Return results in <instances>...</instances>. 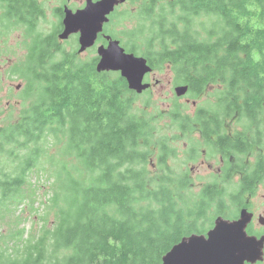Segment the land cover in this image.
Segmentation results:
<instances>
[{
  "label": "trees",
  "instance_id": "obj_1",
  "mask_svg": "<svg viewBox=\"0 0 264 264\" xmlns=\"http://www.w3.org/2000/svg\"><path fill=\"white\" fill-rule=\"evenodd\" d=\"M201 3L176 0L152 22H140V27L148 25L144 56L155 69L171 60L177 80L212 74L214 58L230 59L235 83H258L264 92V13L254 23L234 3L232 20L221 14L229 33L215 48L211 39L197 38L195 17ZM249 10H258V2L250 3ZM126 45L140 55L135 43ZM221 66L226 70V63ZM41 69V84H33L26 94L32 100L39 97L37 104L23 120L0 129L1 162L12 159L18 161L13 169L19 167L10 172L0 165V204L8 201L10 211L26 198L29 174L39 168L47 146L59 145L65 157L76 156L87 176L76 175L63 159L55 160L61 166L50 199L58 209L53 227L45 224L40 233H29L16 219L10 233L0 238V264L160 263L173 243L168 235L180 228V197L190 182L172 174L148 175L147 155L156 145L163 147V141L151 139L150 119L135 109L141 94L129 88L120 72H98L93 61H78L75 51L71 64L56 61ZM194 89L200 93V87ZM174 146L170 143L166 152L170 159L175 158Z\"/></svg>",
  "mask_w": 264,
  "mask_h": 264
},
{
  "label": "flooded vegetation",
  "instance_id": "obj_2",
  "mask_svg": "<svg viewBox=\"0 0 264 264\" xmlns=\"http://www.w3.org/2000/svg\"><path fill=\"white\" fill-rule=\"evenodd\" d=\"M99 1L102 0H0L1 118L13 117L15 120L11 122L17 123L28 116L39 97L32 100L26 94L33 84H41V65L50 66L56 61L71 64L75 40L77 49L80 47L79 33L62 37L69 11L85 8L88 2ZM129 1L115 6L95 44L82 53L78 51L79 54L96 50L97 54L91 61L97 65L99 47L108 46L115 39L120 41L126 51L131 52L127 50V43L116 38L110 29L116 15L122 16L119 14L121 7ZM143 1L136 2L137 17L142 9L138 7L142 6L140 4ZM197 1L202 3L196 17L208 22L206 28L199 22L197 38L199 42L211 39L215 48L229 33V27L224 26L226 21L221 14L226 12L232 20L234 3L244 7L246 20L252 17L254 23L259 24V18L264 13V0ZM173 2L176 0L170 3ZM256 2L258 10L250 11V3ZM136 39L133 37L131 43H136ZM140 55L144 56L143 53ZM230 61L214 58L211 61L212 74L195 76L197 81L209 79V83L199 86L200 93L193 95L194 100H187V104L193 100V106L180 103V110L175 114L179 121L172 123V129L178 131L163 139V147L165 144L169 146V143H181L175 150L178 166L174 167V162L167 156V146V149L162 147L157 151L159 163L162 161L167 165L165 173L172 172L190 182L180 197L184 213V217L178 221L180 228L177 234L168 235L167 238L173 236V243L169 244L160 263L175 245L188 243L194 235L208 238L218 224L227 223L229 227L222 236L227 243L220 247L226 248V254L230 257L245 256L243 262L239 259L236 262L229 260V264H264V92L258 83L244 87L235 83ZM167 62L173 68L172 61ZM223 63L227 64L226 70L221 66ZM155 71L153 67V71L146 74L144 81L151 83V87L143 94L160 83L161 79L153 75ZM174 85L189 86L188 93L182 97L193 93V83L188 78L176 79ZM206 86L212 92L209 106L197 102ZM25 101H28L26 106ZM10 123H0V129L9 127ZM162 156L164 160H161ZM193 178H207L208 181L190 194V179ZM3 211L5 215L8 213V201L3 200V204H0V212ZM5 215H1L2 222ZM220 217L227 222H219ZM235 225L238 228L235 229ZM7 234L8 230L5 236ZM197 249V245H184L182 256L193 257L197 255Z\"/></svg>",
  "mask_w": 264,
  "mask_h": 264
},
{
  "label": "rangeland",
  "instance_id": "obj_3",
  "mask_svg": "<svg viewBox=\"0 0 264 264\" xmlns=\"http://www.w3.org/2000/svg\"><path fill=\"white\" fill-rule=\"evenodd\" d=\"M137 0H130L128 3H126L124 6L121 7L119 14L122 16H119L118 14L115 17L114 23L111 25L110 29L114 32L116 38H119L123 41V43H131V39L133 37H136V45L139 49L140 54H142L143 51L146 49V34L148 32V25L146 24L145 27H140L141 23H150L155 18V14L159 12L162 9L169 10L171 8L169 0H155L154 3H152L150 0H144L138 8H142L138 14L137 17ZM178 9V7L176 6ZM146 10V13H145ZM180 10V8H179ZM151 12V13H150ZM125 14L126 16H123ZM144 14V15H143ZM153 16L152 19L148 20L144 16ZM150 16V17H151ZM144 20V21H143ZM199 22L203 23V28L207 27V20H201L197 17H195V29L198 28ZM74 51L77 55L78 61L84 62V61H91V58L94 57L97 54L96 50H92L90 52H86L83 54H79L77 52V46H76V40L74 41ZM167 69V70H166ZM149 74V73H148ZM153 75H156L158 78L161 79L160 83L155 85L150 92L144 93L139 95L136 98L135 102V109L136 111L144 115L146 118L150 119V130L149 134L153 141L156 142L158 138L160 140L162 139L163 144L165 137L167 135H173L175 131L172 129V123H176L179 121L175 114L180 110V105L185 104L188 106H193L192 102L194 100L193 95L196 93H192L189 96L186 97H180L177 96L175 92V81H176V75L174 69L170 66V64L164 63L159 65L158 69H156L155 73ZM198 76L201 75V73L197 74ZM196 76V75H195ZM193 74H189L188 79L192 81L193 85L195 86L194 91L197 90V86L201 84H195L196 79ZM203 81H206V79H203ZM210 95H212V92L208 86H206L204 92L202 95H200L199 98H197V102H199L200 105H210L209 98ZM191 98L192 101H189L187 104V100ZM5 99L3 100V104H5ZM181 103V104H180ZM28 104V101H25V106ZM179 117V116H178ZM15 118H7L3 119L0 117V123H10L11 121H14ZM152 144H149L148 147H153ZM170 144V143H169ZM175 146V149L179 148L181 143L177 145L178 143H173ZM165 146L168 147V144L164 145V149H167ZM162 148L161 144H158L155 146L153 152H149L147 155V172L148 175L155 178H158L159 176H162L163 174H172V172H166L167 165L157 160V151ZM61 146L59 145H51L46 147V153H41L40 155H43L40 159L39 168L36 166L29 174V182L26 184V198L24 196V200L21 201L19 204L12 205L13 209L8 211V213L5 215V219L2 222L0 219V238L6 235V231L8 230V233L12 230L14 227V222L16 219H19V222L21 224V227L26 226L28 229H30L29 233L32 231L35 234H38L42 231L45 224H48L49 227H53V224L55 223V217L57 216L58 209L53 206L50 199L52 198L54 194V175L55 173L60 170V163H55V160H64L65 163L68 165V167L76 174L81 175V177H86L87 173L85 170L82 169V166L80 165L79 161L77 160L76 156H70L65 157L66 155L63 154L61 150ZM140 151H143L140 149ZM6 156L9 158L10 155L6 154ZM153 157V158H152ZM177 156L175 155L174 159H170L174 163L173 166H178ZM154 159V161H152ZM37 160V162H38ZM13 163V160L11 159L8 162H1L0 158V165H4L7 171L12 170L16 163ZM156 164L154 166V163ZM140 164H136L135 166L137 168H141L139 166ZM17 169H13L10 172L17 171ZM80 171L79 174L77 171ZM158 172V173H156ZM176 176V175H174ZM180 178V177H179ZM191 181V188L189 190V193H194L200 189L201 186L207 183V178H193L190 179ZM57 184V183H56ZM18 200V196L14 200L16 202ZM146 204L147 202H143ZM4 232V233H3ZM28 234V233H27ZM10 240V238H7V242ZM0 242L3 243L4 240L0 239ZM5 242V244L7 243ZM0 243V244H1ZM18 245V244H17ZM10 246V245H9ZM13 246H16V244H13ZM21 248V246L19 247Z\"/></svg>",
  "mask_w": 264,
  "mask_h": 264
},
{
  "label": "water",
  "instance_id": "obj_4",
  "mask_svg": "<svg viewBox=\"0 0 264 264\" xmlns=\"http://www.w3.org/2000/svg\"><path fill=\"white\" fill-rule=\"evenodd\" d=\"M126 0H102L96 3L88 2L87 6L76 11H69L66 19L62 37L69 34L79 33V52H84L92 47L98 34L103 31L105 22L109 21L108 15L115 9L117 4ZM99 61L96 65L98 72L117 71L126 78L130 89L137 93H143L151 87V83L145 82L146 74L153 71V67L148 59L143 55H136L134 52H128L120 41L111 40L108 46H100L98 49ZM188 85H178L175 87L177 96H184L188 93ZM219 222H227L222 217ZM231 226V225H230ZM229 227L227 223H220L209 233V237L194 235L186 244L180 243L163 257L160 264H229V260L236 262L237 259L243 262L244 255L230 257L227 255V249L220 247L225 245L226 240L222 239L225 230ZM238 228V226H234ZM219 244V245H215ZM184 245H197L199 249L195 250L197 255L193 257H184Z\"/></svg>",
  "mask_w": 264,
  "mask_h": 264
},
{
  "label": "bare ground",
  "instance_id": "obj_5",
  "mask_svg": "<svg viewBox=\"0 0 264 264\" xmlns=\"http://www.w3.org/2000/svg\"><path fill=\"white\" fill-rule=\"evenodd\" d=\"M208 15V14H207ZM79 53H82V52H79ZM184 80V79H183ZM24 145V144H23ZM16 160V159H15ZM184 180V179H183Z\"/></svg>",
  "mask_w": 264,
  "mask_h": 264
}]
</instances>
